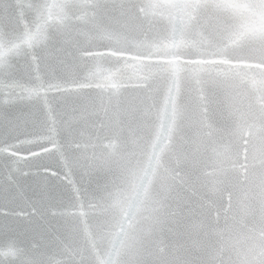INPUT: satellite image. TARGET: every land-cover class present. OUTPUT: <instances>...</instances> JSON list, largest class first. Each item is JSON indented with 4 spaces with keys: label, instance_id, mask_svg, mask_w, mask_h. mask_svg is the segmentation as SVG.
I'll return each instance as SVG.
<instances>
[{
    "label": "snow or ice",
    "instance_id": "6c2138e0",
    "mask_svg": "<svg viewBox=\"0 0 264 264\" xmlns=\"http://www.w3.org/2000/svg\"><path fill=\"white\" fill-rule=\"evenodd\" d=\"M0 264H264V0H0Z\"/></svg>",
    "mask_w": 264,
    "mask_h": 264
}]
</instances>
